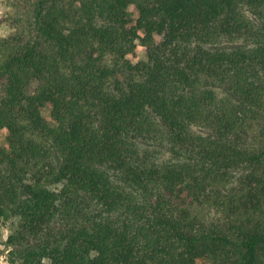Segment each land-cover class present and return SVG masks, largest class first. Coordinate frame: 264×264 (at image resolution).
Segmentation results:
<instances>
[{"label": "trees", "instance_id": "16d2710c", "mask_svg": "<svg viewBox=\"0 0 264 264\" xmlns=\"http://www.w3.org/2000/svg\"><path fill=\"white\" fill-rule=\"evenodd\" d=\"M6 3L8 262L264 264V0Z\"/></svg>", "mask_w": 264, "mask_h": 264}, {"label": "rangeland", "instance_id": "374dc122", "mask_svg": "<svg viewBox=\"0 0 264 264\" xmlns=\"http://www.w3.org/2000/svg\"><path fill=\"white\" fill-rule=\"evenodd\" d=\"M7 8H8V6L6 3V0H0V20L4 14L5 9H7ZM4 32H5V27L3 25H1V23H0V34H3ZM131 57L134 60L146 58L147 52H146L145 47H143L141 45L138 46L136 56H131ZM45 114H46L48 119H51V113H50L49 107H47L45 109ZM7 134H8V132L6 129L0 131V142L2 145H5L7 143V141H6ZM8 226H9V224H7L3 228V233L0 236V264H10L8 262V259H7L9 247H7V245L5 244V240L7 239V235H8Z\"/></svg>", "mask_w": 264, "mask_h": 264}]
</instances>
